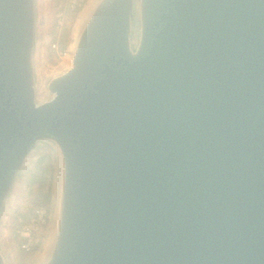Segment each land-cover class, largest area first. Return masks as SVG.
I'll return each instance as SVG.
<instances>
[{"label":"water","instance_id":"95a60500","mask_svg":"<svg viewBox=\"0 0 264 264\" xmlns=\"http://www.w3.org/2000/svg\"><path fill=\"white\" fill-rule=\"evenodd\" d=\"M35 28L36 0H0V220L59 153L39 264H264V0H100L45 101Z\"/></svg>","mask_w":264,"mask_h":264},{"label":"rangeland","instance_id":"374dc122","mask_svg":"<svg viewBox=\"0 0 264 264\" xmlns=\"http://www.w3.org/2000/svg\"><path fill=\"white\" fill-rule=\"evenodd\" d=\"M88 4L89 0H36L35 78L40 101L51 98L47 89L49 81L69 68L74 32ZM59 50L66 54L60 56ZM41 163H51L53 167L51 179L47 177L41 182L44 188L51 187L52 194L50 204L37 206L34 199L38 185L30 179L31 172L40 171ZM60 178L58 151L49 143H42L29 155L0 220V249L7 264H39L43 259L57 212ZM39 207H46L49 213L43 228V241L31 251H26L22 248L25 237L21 229L30 222Z\"/></svg>","mask_w":264,"mask_h":264},{"label":"built area","instance_id":"2783aa9c","mask_svg":"<svg viewBox=\"0 0 264 264\" xmlns=\"http://www.w3.org/2000/svg\"><path fill=\"white\" fill-rule=\"evenodd\" d=\"M54 46L56 47V45ZM64 54L66 52L59 50L60 56ZM48 216V209L46 207H39L34 212L30 222L22 227L21 234L25 237L22 243L24 250L31 251L43 241V228L47 223Z\"/></svg>","mask_w":264,"mask_h":264},{"label":"bare ground","instance_id":"6f19581e","mask_svg":"<svg viewBox=\"0 0 264 264\" xmlns=\"http://www.w3.org/2000/svg\"><path fill=\"white\" fill-rule=\"evenodd\" d=\"M99 2H100V0H89V4L84 9L81 18L78 20V23L76 26V31L74 32V34H75L74 42L71 44V50L72 51H74V50L76 51V49L78 48L80 37L82 34L81 33L82 28H83L84 24L87 22V20L90 18L92 12L94 11V9L96 8V6L98 5ZM69 55H70V53H69ZM70 59H71V63L67 67L71 68L72 64L74 62L73 56L70 55ZM61 202H62L61 192L58 191V197H57V202H56L57 203V209H56L57 212H56L55 220L53 223L52 233H51L50 237L48 238L46 248H45V252L43 253L44 258L47 255V251L50 249V246L56 237V233H57V229H58V223H59Z\"/></svg>","mask_w":264,"mask_h":264},{"label":"trees","instance_id":"16d2710c","mask_svg":"<svg viewBox=\"0 0 264 264\" xmlns=\"http://www.w3.org/2000/svg\"><path fill=\"white\" fill-rule=\"evenodd\" d=\"M52 170H53V167H52L51 163H47V164H44V163L42 164L41 163L39 172H33V173L31 172V179H30L31 182L33 184H37L38 185V187L36 189L37 190L36 191V196H35V199H34V203L37 206L48 205L51 202V194H52V190H50L51 187L47 186V187L44 188L43 187V183L41 184V182L43 180H46L47 177H49L51 179ZM46 173H48V175H46ZM22 240H23V238H22Z\"/></svg>","mask_w":264,"mask_h":264}]
</instances>
